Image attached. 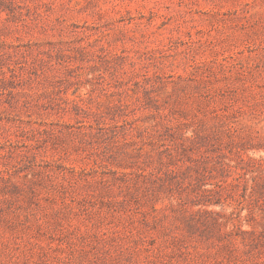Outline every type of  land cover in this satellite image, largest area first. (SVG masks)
<instances>
[{
	"label": "rangeland",
	"instance_id": "obj_1",
	"mask_svg": "<svg viewBox=\"0 0 264 264\" xmlns=\"http://www.w3.org/2000/svg\"><path fill=\"white\" fill-rule=\"evenodd\" d=\"M0 264H264V0H0Z\"/></svg>",
	"mask_w": 264,
	"mask_h": 264
},
{
	"label": "trees",
	"instance_id": "obj_2",
	"mask_svg": "<svg viewBox=\"0 0 264 264\" xmlns=\"http://www.w3.org/2000/svg\"><path fill=\"white\" fill-rule=\"evenodd\" d=\"M211 202H218V201H210V203H211ZM204 204H206V203H204ZM205 211H206V210H205ZM208 212H210V211H208ZM210 213H211V212H210Z\"/></svg>",
	"mask_w": 264,
	"mask_h": 264
}]
</instances>
